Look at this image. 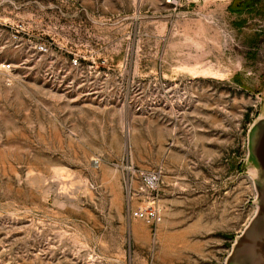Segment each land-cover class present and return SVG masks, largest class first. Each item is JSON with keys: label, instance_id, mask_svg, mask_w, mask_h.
I'll return each mask as SVG.
<instances>
[{"label": "rangeland", "instance_id": "374dc122", "mask_svg": "<svg viewBox=\"0 0 264 264\" xmlns=\"http://www.w3.org/2000/svg\"><path fill=\"white\" fill-rule=\"evenodd\" d=\"M48 1L50 52L0 71V264H223L255 208L264 0H36L37 29Z\"/></svg>", "mask_w": 264, "mask_h": 264}, {"label": "built area", "instance_id": "2783aa9c", "mask_svg": "<svg viewBox=\"0 0 264 264\" xmlns=\"http://www.w3.org/2000/svg\"><path fill=\"white\" fill-rule=\"evenodd\" d=\"M30 1L18 2V0H0V53L5 50L23 51L24 55L18 58L6 57L0 55V71L5 73V78L10 81L15 67H20L31 59H40L50 52V44L54 40L51 33L52 24H50V13L48 10L53 5L51 1L41 2L43 27L37 29L34 21H41V18L35 20L31 18L33 11L28 10ZM170 3H177L179 0H165ZM26 3V4H25ZM25 4V5H24ZM24 7L21 9V6ZM26 7V8H25ZM81 7H75L72 10L62 9L60 14L63 17L76 15ZM22 10H25L26 16ZM47 20V22H46ZM79 58L74 54L70 58L71 65H78ZM134 173L140 178L141 186L145 188H154L157 186L160 178V170L139 169ZM133 173V172H132ZM130 215L140 217L147 222H156L161 218V212L154 202L149 201L142 205L129 208Z\"/></svg>", "mask_w": 264, "mask_h": 264}, {"label": "water", "instance_id": "95a60500", "mask_svg": "<svg viewBox=\"0 0 264 264\" xmlns=\"http://www.w3.org/2000/svg\"><path fill=\"white\" fill-rule=\"evenodd\" d=\"M246 163L255 189V208L234 234L223 264H264V101L247 128Z\"/></svg>", "mask_w": 264, "mask_h": 264}, {"label": "trees", "instance_id": "16d2710c", "mask_svg": "<svg viewBox=\"0 0 264 264\" xmlns=\"http://www.w3.org/2000/svg\"><path fill=\"white\" fill-rule=\"evenodd\" d=\"M232 5V4H231ZM233 6V5H232ZM238 8H240V7H238Z\"/></svg>", "mask_w": 264, "mask_h": 264}]
</instances>
